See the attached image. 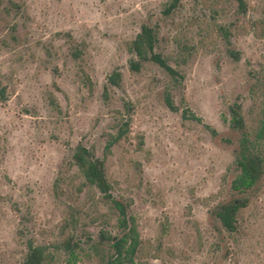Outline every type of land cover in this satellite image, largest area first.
I'll return each instance as SVG.
<instances>
[{
    "label": "rangeland",
    "instance_id": "rangeland-1",
    "mask_svg": "<svg viewBox=\"0 0 264 264\" xmlns=\"http://www.w3.org/2000/svg\"><path fill=\"white\" fill-rule=\"evenodd\" d=\"M170 2L0 0V264H23L29 244L44 264L112 254L101 237L120 234L119 215L76 166L80 145L133 217L125 264H264V172L232 189L245 134L264 163V0H180L165 15ZM145 25L175 74L131 69ZM234 200L248 204L230 232L216 213Z\"/></svg>",
    "mask_w": 264,
    "mask_h": 264
},
{
    "label": "trees",
    "instance_id": "trees-1",
    "mask_svg": "<svg viewBox=\"0 0 264 264\" xmlns=\"http://www.w3.org/2000/svg\"><path fill=\"white\" fill-rule=\"evenodd\" d=\"M179 1L180 0H171L165 8L164 14L169 15L172 13L178 7ZM239 1L242 5V0ZM156 43L157 33L155 29L146 25L143 26L141 33L137 35L136 39L132 43V51L135 54V58H133L130 62L131 69L133 71H139L141 61L151 59L169 73L175 74V71L168 66L166 61L162 59L160 55L155 53ZM116 74L109 78L110 83H117L119 75ZM168 103L170 102L168 101ZM170 108H173V106ZM240 110L241 106L238 104L233 105L230 108V122L233 129L244 131L245 121ZM73 158L76 166L81 170L87 182L97 187V189L108 200H111L119 215L118 227L120 229V234L118 236L106 237L103 235L101 237V241L109 239L110 246L112 248V254L104 261L103 264L133 263L132 257L135 255L140 245V238L134 226L133 217L128 216L126 206L122 202L114 199L111 195V186L106 179L103 162L94 158L90 151L81 145L76 149ZM236 164L238 168V175L233 180L232 189L238 193L251 190L256 186L263 175L264 163L263 159L252 150L250 141L246 134L240 142V150L236 159ZM247 204L248 203L245 200H234L219 207L216 215L222 226L230 232L235 231L237 216L240 210L243 207H246ZM65 244V249H67L69 256L75 260L77 255L74 244L72 241H67ZM27 248L28 253L23 264H44L46 260V252L43 247L29 244Z\"/></svg>",
    "mask_w": 264,
    "mask_h": 264
}]
</instances>
